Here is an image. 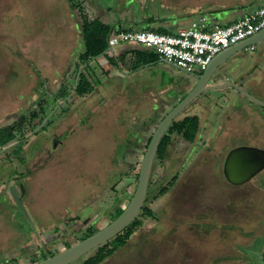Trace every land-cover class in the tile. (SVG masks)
<instances>
[{
  "label": "rangeland",
  "instance_id": "obj_1",
  "mask_svg": "<svg viewBox=\"0 0 264 264\" xmlns=\"http://www.w3.org/2000/svg\"><path fill=\"white\" fill-rule=\"evenodd\" d=\"M245 4L256 6L254 0H0V130L11 128L18 139L45 116L43 126L59 106V91L65 99L39 132L61 116L68 120L57 133L67 125L68 130L76 129L79 120L90 117L78 128L77 145L70 141L65 146L73 158L62 153L46 163V154L35 155L30 194L22 200L31 226L10 198L11 183L0 184V264H32L42 253H58L78 243L86 232L108 225L114 207L119 203L124 209L136 188L142 156L122 138L133 143L136 135L144 139L154 127L141 124L144 115L131 108L133 103H125L121 90L112 99V82L94 60L85 72L81 27L98 21L107 37L121 29L173 34L200 12L238 18ZM124 45L112 52L133 61L127 80L136 81L149 69L135 65L141 53H124ZM254 48L237 52L215 73L264 102V41ZM156 64L180 79H192L178 68ZM128 69L123 67L124 72ZM81 72L90 94L75 92ZM249 80L256 87L247 86ZM181 94L154 96L166 113ZM73 109L77 113L72 114ZM258 115L264 118V108L231 87L202 93L192 101L174 121L194 118L190 133H205L187 145L183 157L188 158L177 172L163 173L160 164L154 167L153 158L146 195L153 190L142 206L147 205L152 218L140 211L126 244L98 264H264V170L240 186L229 185L222 174L230 150L264 149V120ZM5 135L1 132L0 138ZM24 144L0 153V161L23 171L8 160L21 157ZM157 187L166 188L160 192ZM99 251L75 264L102 256Z\"/></svg>",
  "mask_w": 264,
  "mask_h": 264
},
{
  "label": "water",
  "instance_id": "obj_2",
  "mask_svg": "<svg viewBox=\"0 0 264 264\" xmlns=\"http://www.w3.org/2000/svg\"><path fill=\"white\" fill-rule=\"evenodd\" d=\"M263 41L264 28L255 35L218 53L199 76L195 73L190 74L189 77L196 79V81L192 83V79L190 80L188 78L186 80L187 87L193 85V88L162 118L152 133L151 139L139 164L136 188L132 198L123 209V212L113 222L109 223L102 229H99L95 234L34 264H72L94 249L115 238L137 218L146 197L151 164L161 137L175 118L200 94L231 87L246 97L249 101L264 108L263 101L251 96L248 92L235 85L234 82L218 79V74L215 73V71L220 68L227 59L231 58L237 52L246 50L248 47L260 44ZM212 78H216V80L210 81ZM13 145L14 144L12 143L2 148L0 153L8 150ZM263 170L264 149L255 147H237L230 150L226 155L222 166L223 177L231 186H240L247 183ZM8 192L21 216L26 223L31 226L30 216L21 199L24 193V188L19 186L18 190L15 186H10Z\"/></svg>",
  "mask_w": 264,
  "mask_h": 264
},
{
  "label": "built area",
  "instance_id": "obj_3",
  "mask_svg": "<svg viewBox=\"0 0 264 264\" xmlns=\"http://www.w3.org/2000/svg\"><path fill=\"white\" fill-rule=\"evenodd\" d=\"M264 28V3L228 26H218L199 14L173 34L135 30L108 35V54L119 45H134L152 51L159 59L188 73H201L221 51L255 35ZM246 50L253 51L254 46Z\"/></svg>",
  "mask_w": 264,
  "mask_h": 264
},
{
  "label": "flooded vegetation",
  "instance_id": "obj_4",
  "mask_svg": "<svg viewBox=\"0 0 264 264\" xmlns=\"http://www.w3.org/2000/svg\"><path fill=\"white\" fill-rule=\"evenodd\" d=\"M222 79H224V80L227 79L226 81H229L228 77H224ZM107 80L111 81L108 78H107ZM192 88H193V85L190 87H187V81H186V83L181 86L182 94L179 95L180 96L179 101ZM206 93H210V92H206ZM32 94H34V95L39 94V92H35V91L33 92L32 91ZM61 95H62V93H60V91H59L58 100H57V104L59 106L53 112L50 111L51 113H50V115H49V117L45 123H47L49 121L50 117L54 114V112L56 110L60 109L59 108V107H61L60 102L62 103V101H64V99H65V97L62 98ZM212 103H214V102L210 101L208 104L212 105ZM175 104L173 106H171L170 110L175 106ZM51 109H53V108H51ZM76 110H78V109H76ZM164 110H165L164 104L156 105L154 108L141 109L139 113H142L144 115L143 116L144 121H142L141 124H143V126H145V128H146L147 124H149L150 126L154 127V130H155L158 123L170 111L169 110L168 112L165 113ZM75 113H77V112L75 111V109H73L72 114H75ZM187 118H190V117H186L185 119H187ZM44 119H45V116L35 126L31 127L26 135L16 139V141L13 142V144H14L13 146H17V145L23 146V143H25L24 148L20 149V153L22 154V156L21 157L15 156L13 159L8 160V161H10V164H12V165H13V163H16L17 166L19 165V167L22 168L23 171H19L15 167H11V168L6 167L4 165L6 162L0 161V184L3 183L5 185V183L10 182L11 183L10 186H15L18 190H19V186H22L24 188V193H23L22 198H21L22 200L27 198V196L29 197V194H30V188L29 187L31 186L30 183H31V180L33 179L34 174H35L34 169H33L34 168L33 166L35 164L34 157H36V159H37V156H35V155H37V154L39 155L40 152H42V154H46L45 157L47 156V159H48L46 163H48L50 160H52L53 157L59 156L62 153L63 154L68 153L66 157H69V158L72 157L73 158L74 156L72 154H70V150L68 152V150L65 148V146L70 141H75V144L77 145V143H76L77 141L75 138L77 137L76 133L78 132V128H81L82 126H86L88 124L87 121H88V119H90V117H84L83 119H81L77 122V124H76L77 131L75 128L68 130V128H70V126L67 125V129L63 132H60V133H57V131H59V128H61L67 122V120H68L67 117L61 116L56 122H53L50 126H48L47 130L39 132V130L46 125L44 123L43 126H40V124L42 123V121ZM182 120H184V119H180V121H182ZM204 133H205L204 130H201L200 133L196 134L197 138H199ZM79 136L80 135H78V137ZM151 136H152V133H151V135L146 134V137L144 139H141L140 135H136V138L135 137L133 138V139H135L134 141H132L133 143L127 141L128 139H125V138H122V141L127 142V145L129 147H135L136 146V152L138 154L141 153V156L143 157L144 152L146 150V147H147V145L151 139ZM68 137H71L70 139H72V140H69ZM193 143H194L193 140H187L185 138H182V137H180L178 135H174V134L171 135L170 136V142L164 151L165 155H164L163 160H156V158H154V157H156V152H157V148L159 145V143H158L154 157H153L154 158V167L156 166V164H160L163 173H166L167 171H169V172L179 171V169L184 165V163L186 162V160L188 158V157H185V159H184V157H183L184 150H185V148L187 150L188 144L193 145ZM76 145L74 148H76ZM44 146L47 147L46 148L47 150L45 149L46 151H44V149H43ZM203 150H205V149H203ZM130 152H132V154H134L135 150H132L130 148ZM63 154L61 155V157L64 156ZM152 162H153V160H152ZM88 254H86V255H88Z\"/></svg>",
  "mask_w": 264,
  "mask_h": 264
},
{
  "label": "trees",
  "instance_id": "obj_5",
  "mask_svg": "<svg viewBox=\"0 0 264 264\" xmlns=\"http://www.w3.org/2000/svg\"><path fill=\"white\" fill-rule=\"evenodd\" d=\"M240 8L241 7L238 6V7L233 8V9H240ZM233 9L230 8V11ZM200 14L205 15V13H201V12H200ZM236 21H237V19L235 21H233L232 23H228V24H225L222 26L231 25ZM97 22H93L91 24H87V25L81 27L82 29H81L80 36L82 39L83 53L80 55V59L82 61V65H84L83 69H86L85 70L86 73H89L88 63L90 61H93V60L95 61L96 58L101 56L107 50V33H108V31L102 29L100 27L101 25H99ZM143 31H151V30L144 29ZM119 32H125V31L119 30ZM155 33L168 34V33L157 32V31H155ZM144 53L146 54V58H145V60H143L141 62V64H148V63L152 62L153 60H156V58H158V56L156 54H154L152 51L144 50ZM150 53L152 55H149ZM91 91H92V89L90 88L88 81L86 80L85 73L81 72L78 76V81L76 82L75 92L79 95H84V94H90ZM62 95H61V97L63 98L64 96H62ZM192 121H193V123H191ZM194 121H195L194 118H192V119L187 118V119H184L182 121H180V120L173 121L169 125L165 134L160 139V142H159V145L157 148V152H156V157H155L156 160H163L164 155H165L164 151L170 142V136L171 135L174 134V135H178L182 138H185L187 140H194L196 133H194V132L190 133V132H192L191 128L194 127V125H195ZM10 129L11 128L0 130V133L2 132V133L6 134L4 138H0V150L2 148H4L5 146H7L8 144H10L11 142L16 141L15 133ZM124 158H126V156H124ZM137 177H138V173L136 175V183H137ZM169 185H170V183H169ZM165 188L166 187H163V188L157 187V190H159L161 192V191H164ZM152 190L153 189L148 191L144 202L147 200V203H148L149 198H150V193L152 192ZM122 212H123V209L120 207V205L118 203V205H116L114 207L113 212L109 215L108 222L109 223L113 222ZM143 213L146 214L149 218H152V212L148 210L147 205L145 207H142L141 214H143ZM136 223H137V219H135L125 230H123L115 238H113L112 240H110V241L106 242L105 244L99 246L98 249L100 251L98 252V254H102V256L97 257L94 260L93 259H86L82 263L86 264V263L91 262L92 264H98L99 262H101L103 260V258L111 256L114 252H116L119 248L123 247L126 244L127 240L130 237V234H131L130 232H131L132 228L136 225ZM96 232H98V229H92V230L86 232L81 237L79 242L88 238L89 236L95 234ZM69 247H70V245L65 246V248H69ZM55 254H57V252L51 253L48 255H44L42 253L41 258L36 259L35 261L32 262V264L39 262L41 260H44L47 257H51ZM86 256L87 255L81 257L80 259H78L77 261H75L72 264H75V263L81 261ZM263 258H264V256H263ZM263 258H262V260H263Z\"/></svg>",
  "mask_w": 264,
  "mask_h": 264
},
{
  "label": "crops",
  "instance_id": "obj_6",
  "mask_svg": "<svg viewBox=\"0 0 264 264\" xmlns=\"http://www.w3.org/2000/svg\"><path fill=\"white\" fill-rule=\"evenodd\" d=\"M254 2H255L254 5L256 6H251V4L250 5L245 4V9H244L245 12L238 18H232V16L230 15L231 13L221 14V15L213 14L212 16L208 14L206 15H208L211 18L213 23L216 24L215 21L220 19L222 22H224L223 25H225L228 23H232L236 19L238 20L239 18H241L243 15L248 14L254 11L255 9L259 8L264 3V0H254ZM197 16H195L194 18H196ZM194 18H192V20ZM114 25L119 26L118 22H115ZM120 31L128 32L129 30L121 29ZM123 50H124V53L125 52L133 53V52H138V51L141 53L138 55L139 57V59L137 60L138 62H134L135 65L137 63L138 64L141 63L146 58V54L144 53V50L138 46L124 45ZM107 53H108V48L103 53L105 56L102 54L101 56L95 59V62L101 67V69L103 70V73H105L108 79H110L112 82L108 84L109 85L108 89L113 93L112 95H110V96H113L112 99L122 91L121 92L122 96H125V99H126L125 103L126 104L133 103V105H131V108H137L138 110L148 109L149 107L154 108L159 103L160 104L162 103L157 100V97L154 96V93L156 94L162 93V95L163 93L169 94L170 92L180 93L182 92L181 86L184 85L186 83V80L188 79L187 77L180 79L176 75L170 73L169 71H166L164 68L160 69L159 64H156V63L161 62L165 66H172V67H175V66L161 59L156 58V60H158L156 63L150 62L148 64L140 65L142 66L141 68L148 67L149 71L147 74L144 73V75L138 78V80L136 81H129L127 80V76L133 70L132 69L133 61L130 59H127L126 54L117 56L114 54V52H112V50H111V54H112L111 56L110 55L108 56ZM106 56L107 58H105ZM124 66H127L130 72L129 71L128 73L124 72L123 70ZM226 80L227 79L225 80L223 79L222 81H226ZM116 83H119V85H116ZM246 85L249 87H256L255 84L252 83L250 80L246 82ZM258 118L262 119L260 115H258ZM262 120H264V118Z\"/></svg>",
  "mask_w": 264,
  "mask_h": 264
}]
</instances>
